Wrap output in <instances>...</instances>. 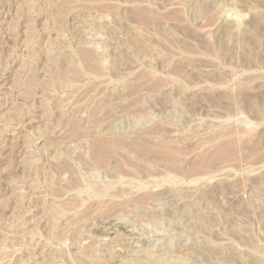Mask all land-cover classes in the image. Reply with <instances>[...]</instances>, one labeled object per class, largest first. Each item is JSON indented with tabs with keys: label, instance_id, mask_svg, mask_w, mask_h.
I'll return each instance as SVG.
<instances>
[{
	"label": "rangeland",
	"instance_id": "1",
	"mask_svg": "<svg viewBox=\"0 0 264 264\" xmlns=\"http://www.w3.org/2000/svg\"><path fill=\"white\" fill-rule=\"evenodd\" d=\"M0 264H264V0H0Z\"/></svg>",
	"mask_w": 264,
	"mask_h": 264
},
{
	"label": "bare ground",
	"instance_id": "2",
	"mask_svg": "<svg viewBox=\"0 0 264 264\" xmlns=\"http://www.w3.org/2000/svg\"><path fill=\"white\" fill-rule=\"evenodd\" d=\"M104 231H106V233H107L108 229H106V227H105Z\"/></svg>",
	"mask_w": 264,
	"mask_h": 264
}]
</instances>
